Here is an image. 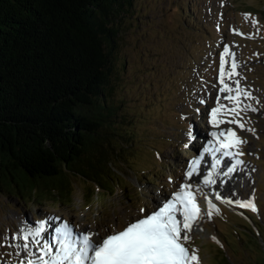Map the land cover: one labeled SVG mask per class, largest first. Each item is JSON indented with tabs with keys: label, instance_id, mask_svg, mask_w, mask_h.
<instances>
[{
	"label": "rangeland",
	"instance_id": "obj_1",
	"mask_svg": "<svg viewBox=\"0 0 264 264\" xmlns=\"http://www.w3.org/2000/svg\"><path fill=\"white\" fill-rule=\"evenodd\" d=\"M226 46L235 54L241 87L251 94L243 103L256 109L241 113L245 129L228 123L216 128L211 123L218 95L219 103H230L219 83L220 56ZM115 50L112 97L121 100L120 110L131 117L124 127L134 132V141L114 165V195H97L87 202L85 186L73 180L71 202L40 201L31 197L28 180L18 187L1 175L0 264H21L28 258L19 247L24 241L13 239L25 226L48 218L54 226L66 221L75 232L98 233L93 240L99 242L106 233L157 210L158 202L172 197L182 184L192 185L202 214L209 208L206 195L219 208L211 219L203 215L186 243L190 251L197 250L201 264H214L225 253L219 241L224 236L235 264H249L252 257L264 262V0H133ZM226 60L228 70L231 55ZM228 128L246 143L241 146L244 155L238 157L243 165L237 167L224 196L252 199L255 212L215 200L214 191L197 182L196 174L192 179L186 175L190 162L211 141V132ZM206 154L214 161L211 153ZM220 159L221 173L224 163L233 161ZM255 225L258 234L250 229ZM31 249L39 255L37 245Z\"/></svg>",
	"mask_w": 264,
	"mask_h": 264
},
{
	"label": "trees",
	"instance_id": "obj_2",
	"mask_svg": "<svg viewBox=\"0 0 264 264\" xmlns=\"http://www.w3.org/2000/svg\"><path fill=\"white\" fill-rule=\"evenodd\" d=\"M132 4L0 0V178L28 180L40 201L71 202L73 180L87 202L114 195V165L134 141L124 127L131 117L112 97L117 36ZM223 239L214 264H235Z\"/></svg>",
	"mask_w": 264,
	"mask_h": 264
},
{
	"label": "snow or ice",
	"instance_id": "obj_3",
	"mask_svg": "<svg viewBox=\"0 0 264 264\" xmlns=\"http://www.w3.org/2000/svg\"><path fill=\"white\" fill-rule=\"evenodd\" d=\"M229 55H231L230 68L226 70L225 66L229 63L226 57ZM237 67L235 54L230 53L226 46L220 56L219 83L222 86L220 92L228 94L224 99L230 103H219L218 95L217 106L211 109V123L216 128L228 123L245 129L246 125L241 113L248 109L256 111L251 105L243 103V99L251 98V94L241 87L240 80L237 79L240 75L236 71ZM247 130L253 131V129ZM189 135L190 138L195 139L194 131H190ZM211 136L214 142L207 143L200 156L190 162L186 172L189 179H192L194 174L202 175L201 161L204 160L205 153H211L214 159L211 165L213 171L204 177L205 186L217 183L212 178L213 172L217 171L222 162L217 157V153L233 161L225 162L226 170L220 173L228 177L237 166L243 165V161L238 157L244 155L241 146L246 143L232 128L213 131ZM191 189V184H182L180 190L172 197L158 202L156 211L129 223L124 230L110 234L100 242L93 240V236H98V233L75 232L74 227L66 221L55 228L51 241L42 237L46 221L37 222L36 226H25L20 230L21 235L13 239H22L24 243L19 247L26 250L29 257L34 256L35 259L26 258L21 264H201L197 250L190 251L186 243L191 240L190 233L199 226L203 215L206 214L207 218L211 219L214 213L219 212V208L206 195L209 208L205 214H202L196 202V194ZM214 198L241 209L257 211L252 199L233 200L225 197L218 190ZM145 211L143 208L140 209L141 213ZM32 244L38 246L39 255L32 251Z\"/></svg>",
	"mask_w": 264,
	"mask_h": 264
},
{
	"label": "bare ground",
	"instance_id": "obj_4",
	"mask_svg": "<svg viewBox=\"0 0 264 264\" xmlns=\"http://www.w3.org/2000/svg\"><path fill=\"white\" fill-rule=\"evenodd\" d=\"M220 127V126H219ZM233 128V127H232ZM211 132V131H210ZM210 132H208V134H206L203 138H204V140H206L207 138H208V136H209V133ZM209 138H211V141L212 142H214V140H213V137L210 135V137ZM223 139V138H222ZM202 153V152H201ZM200 153V154H201ZM199 154V155H200ZM218 154V153H217ZM219 158H222V157H219ZM223 158H226V157H223ZM214 163V161L213 160H211V158H210V156L209 155H207L206 153L204 154V160L202 161V163H201V165H200V168H201V171H202V175H197V182H199V183H201L203 186H204V188L205 189H210L211 191H214V195H215V193H216V191L218 190L220 193H222L223 195H225V193H226V186H228L229 184H231V183H233V180H234V177H235V175L237 174V167H236V170L232 173V176H231V174H230V176H228V177H224V179H222V180H219L218 178H219V173H220V170H219V166H218V168H217V171H215V172H213V179H215L216 181H217V183L216 184H211V185H207V186H205L204 184H203V179H204V177H206L207 175H208V173L210 172V171H213L212 170V168H211V165ZM239 166H241V165H239ZM208 170H209V172H208ZM170 198V197H169ZM48 220H49V218L47 219V220H45L46 221V223L44 224V229H45V231H44V235L46 234L47 236H46V238L43 236V239H46V240H48V241H51L52 240V238H53V235H54V233L52 232L51 233V230L54 228H56L55 226H54V224H52V223H50L51 221L49 220V223L47 224V222H48ZM54 227H53V226ZM47 227H49V231H47ZM25 256L23 255L22 257H20V259H22V258H24ZM28 258H32V259H35V257H29L28 256ZM47 258V257H46ZM23 260V259H22ZM26 259H24V261H25Z\"/></svg>",
	"mask_w": 264,
	"mask_h": 264
}]
</instances>
